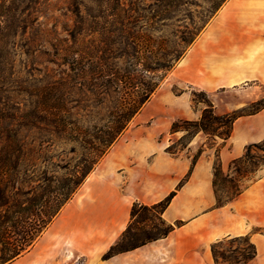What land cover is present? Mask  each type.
I'll use <instances>...</instances> for the list:
<instances>
[{
	"label": "trees",
	"instance_id": "trees-1",
	"mask_svg": "<svg viewBox=\"0 0 264 264\" xmlns=\"http://www.w3.org/2000/svg\"><path fill=\"white\" fill-rule=\"evenodd\" d=\"M226 2L214 0L195 21L188 11L191 0H73L72 25L63 24L66 36L60 37L56 25L49 28L44 21L50 3L0 0V264L33 247ZM18 36L27 57L45 56L44 64L61 69L41 63L42 68H31L37 75L19 76L11 52ZM254 107L218 115L208 103L199 120L172 124L170 134L181 135L166 152L177 156L199 133L209 139V147L216 139L227 142L236 121L258 114L264 101ZM58 143L70 145L69 153L77 156L72 167L51 152ZM263 147L264 140L249 145L230 162L228 173L216 148V207L239 197L246 189L242 180L264 167V155L258 160L253 155L254 149L264 153ZM204 150L199 148L178 189ZM227 185L222 198L220 187ZM176 192L153 205L134 203L128 228L105 257L165 238L180 227L163 217ZM221 244L212 247L217 260ZM250 246L252 253L242 255L244 264L257 255Z\"/></svg>",
	"mask_w": 264,
	"mask_h": 264
},
{
	"label": "crops",
	"instance_id": "crops-1",
	"mask_svg": "<svg viewBox=\"0 0 264 264\" xmlns=\"http://www.w3.org/2000/svg\"><path fill=\"white\" fill-rule=\"evenodd\" d=\"M171 73L208 93L264 82V0H227ZM263 115L264 109L239 118L228 143L218 145L223 170L242 156V145L264 140V127L250 124L237 132L239 123ZM189 119L199 120L200 114ZM129 127L33 247L10 264H218L213 245L253 230L256 225L243 215L258 208L256 197L264 177L218 208L212 157L206 150L178 189L190 171V157L170 155L164 143L140 146L125 141ZM208 141L199 133L190 146L202 142L211 150ZM229 144L234 147L231 158ZM173 191L176 195L163 217L173 225L180 222V227L165 238L105 257L128 228L134 203L153 205ZM248 199L251 205L242 206Z\"/></svg>",
	"mask_w": 264,
	"mask_h": 264
},
{
	"label": "rangeland",
	"instance_id": "rangeland-1",
	"mask_svg": "<svg viewBox=\"0 0 264 264\" xmlns=\"http://www.w3.org/2000/svg\"><path fill=\"white\" fill-rule=\"evenodd\" d=\"M45 1L51 4V8L45 13L46 18H44V21L46 24H48L49 28L55 24L56 31L61 33L60 37H65L66 33L63 32L62 25H72V14L68 9L70 8L73 0ZM191 2L193 5L188 7V11L195 21H199L206 10L212 5L214 0H191ZM71 9L73 8L71 7ZM187 21H189V18ZM14 42L16 45L12 46V60L15 70L19 73V76L24 78L27 77L29 75V73L27 74V71H29L32 75H37L36 71H33L31 68H42L43 66L41 63L43 65H48L49 69H53L55 71H59L61 69L56 65L44 64V61L46 60L45 56L38 57V59L27 57L20 47L21 38L19 36L14 39ZM45 45H47V49H50L48 44L45 43ZM203 93V90L183 82L176 76V74L170 73L162 81L159 88L145 104L140 113L130 123L131 125H129L130 127L124 140L131 141L132 143L138 142L140 146L143 144L148 145L149 143H152L153 145L164 143L169 146L172 139H177L181 135L170 134V129L175 121L190 120L189 117L197 114H200L201 117L202 110L207 106L208 103H212L215 108V112L218 115L230 113L241 108L253 110L255 108L254 105L256 102L264 101V82L253 81L241 84L235 89H220L212 93ZM248 120H245L246 122L242 124H238V133L247 129L250 124L254 128L264 127V115L261 117H252L250 119L251 121ZM215 141L216 142L210 141V143H213V149L211 150L204 146L206 152L209 153V157H212L213 166L216 154L215 149L220 144H222L223 147L228 143H224L220 139H216ZM201 143L202 142L199 143L200 146L197 144L191 145L188 149H185L179 154L185 157H190V162H192V159L197 154L199 148L203 146ZM248 146L249 145H242L239 148V153L242 152V155H244ZM70 147V145L58 143L51 149V152L53 154L60 155L58 160L60 163L65 164L69 162L71 165L70 167H72L76 162L77 156L69 153ZM227 150L230 152L229 157L231 158V153H234L233 145L229 144L227 146ZM253 155L256 157L255 159L258 160L257 158L264 155V153L262 150L254 149ZM55 161H57V159ZM228 165L224 167L225 173L228 171ZM253 169L254 168H252V170ZM60 173L63 172L61 171ZM263 177L264 167L249 175L247 179L242 180L240 185L244 188H248L255 180ZM220 188H222L220 195L222 198H225V191L230 189L228 185L222 186ZM256 200L259 202L258 208L254 209L253 211L247 210L243 215L244 217L248 218L250 223L256 226L246 236H236L222 240V244L216 249L218 264H244L242 262V255L248 256L250 253H252L250 244L255 246L257 256L248 264H264V184L259 187ZM250 205L251 201L249 199L245 200L242 204V206L245 207H249Z\"/></svg>",
	"mask_w": 264,
	"mask_h": 264
}]
</instances>
